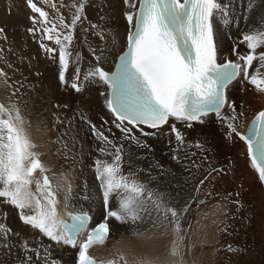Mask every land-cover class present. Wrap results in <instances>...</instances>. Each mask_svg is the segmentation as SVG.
Masks as SVG:
<instances>
[{"label":"snow or ice","instance_id":"1","mask_svg":"<svg viewBox=\"0 0 264 264\" xmlns=\"http://www.w3.org/2000/svg\"><path fill=\"white\" fill-rule=\"evenodd\" d=\"M43 2L55 11L54 19L33 0H26L28 8L39 14V19L33 16L32 22L40 25V48L53 59L58 53L59 80L67 85L65 73L73 57L75 32L77 25L87 19L88 0H71L67 5L63 0L59 4L55 0ZM123 4L126 48L114 54V70L93 67L84 74V81L103 86L104 107L111 114L110 123L121 133L122 140L147 148V143L135 135V131L143 137L156 136L167 125L176 142L171 159L188 175L183 184L174 185L175 198L159 187H150L156 179L151 172L146 173L148 179H141L140 172L144 170L133 167L130 151L126 161L123 143L117 144L81 113V119L90 125V132L101 143L98 151L111 158L95 160V178L102 193L101 219L90 226L93 216L70 204L73 189L68 176L54 172L42 161L40 146L32 139L29 123L19 103L13 99L18 89L11 91L5 97L7 102L0 101V203L18 210L20 221L35 235L25 238L19 231L14 232L0 223V256L3 257L0 264H60L52 256L53 244L75 250L74 264H188L186 256L194 247L185 243L192 228L188 220L192 204L205 203L199 199L201 189L206 183L212 185L224 169L215 167L209 156L203 155L208 151L203 143L186 142L177 124L192 129L215 114L217 121L226 127L225 138L230 143L243 142L246 146L250 166L264 184V110L259 111L243 131L240 118L244 113L237 111L236 101L229 95L237 83L244 85L245 82L255 91L264 93V0H245L240 17L235 15L233 0H123ZM61 7L71 12L70 22L60 12ZM257 8L262 12L253 17ZM240 19L245 25L240 42L246 45V50L241 53L234 46L231 55H235V59H231L219 50L217 27L230 28ZM250 20L253 22L249 23ZM89 25L97 30L101 40L105 39L98 25L91 22ZM29 31L35 34L37 29ZM45 39L55 47L44 43ZM3 51L0 49V53ZM92 51L95 55L96 50ZM79 59L77 53L76 61ZM101 59V56L96 57L97 62ZM254 61L257 62L255 68ZM13 87L8 74L0 69V89ZM70 87L76 93L82 91L79 67L74 69ZM57 107L67 108L68 105ZM239 107L242 109L243 103ZM225 108L229 110L228 115L224 114ZM103 123L109 121L103 120ZM108 130L111 132V128ZM56 142L59 143L60 138ZM191 147L200 150L199 163L192 159L197 153L187 151ZM67 148L68 143L64 142L57 153L67 159L64 151ZM126 162L127 173L123 170ZM156 167L161 169L160 176L168 175L169 170L158 164ZM187 186H192L195 195L182 202L180 189ZM113 221L128 226L133 235L146 240L168 237L164 251L133 254L131 258L118 252V260L107 261L94 257L90 250L106 245L110 235L115 234ZM145 224L148 225L146 231L151 230L152 235L145 236L139 230ZM161 229L157 237L156 232ZM37 236L47 238L50 243L44 244Z\"/></svg>","mask_w":264,"mask_h":264},{"label":"bare ground","instance_id":"2","mask_svg":"<svg viewBox=\"0 0 264 264\" xmlns=\"http://www.w3.org/2000/svg\"><path fill=\"white\" fill-rule=\"evenodd\" d=\"M0 2H3L2 8L4 7L8 8L7 5L5 6V0H1ZM244 3H245V0H233V4L235 5L234 12L237 17L241 16L243 12L242 4ZM2 8L0 10H3ZM125 10L126 8H125V5L123 4V0H88V4L86 5V8H85V15L88 18V20L92 19L94 22H99V24H96V23H93V24L98 25L99 30H102L104 32L105 39L101 40L99 36L96 34L97 30L92 29L90 25L83 27V29H87V31L79 30L75 32V39L73 42V49H72L73 57L71 58V67L67 70L65 75H66V79L68 80V82L71 83L72 79L74 78L75 67L80 68V80L82 83V91L78 93L79 94L78 97L79 99H81V103H83V105L80 106L78 109H76L79 111L80 126L78 127L81 129L80 132L77 131L78 128L75 126V122H74L75 119L73 116V112L71 111V113H69L67 108L57 107V105L68 104L69 96L72 97L74 95H73V92L67 93L68 97L64 95L63 89L65 88L63 87V85L60 84V80H59L58 72L60 69L58 70V67H59L58 60L50 61L49 60L50 57L46 55L45 52H43L42 49L40 48L42 32L40 30H37L35 31V34L33 33L31 34V37L34 38L35 41H37V46H36L38 49L37 52L41 53L42 55L45 54L44 58L42 56V58L40 59L39 64H37L36 59H35V55H37L36 52L31 55L32 51L31 52L29 51L30 47H28L29 46L27 45L28 43L23 44L22 49L20 51L21 54L18 56H15L10 51V47L8 43L9 35L4 37V41H6L8 45L6 48V52L8 55H10L9 57H11L10 58L11 62L13 61V63L11 62L9 63L11 64V67L8 66V68L10 69V75H11L10 79L13 80L12 83L14 86L20 83L19 86L17 87L18 89V92L16 94L17 98L13 97V99L19 103L22 115L24 116L25 120L29 123V132L34 142H36L40 146L38 150L43 153L42 157L44 159V163L58 174L63 173L67 175L66 169L67 168L71 169V165H73L76 162H78L81 165V161L85 159L86 160L91 159V158L95 159L96 158L95 151L93 152L92 149L98 150L99 147L101 146V143L90 132L89 130L90 125L85 123V121L81 119V115H80L81 113H84L87 116L88 120L95 118L96 127L100 131H103L106 136H109L110 139H113L116 143L119 142V139L121 140V143H123L124 145L126 157L128 158L127 153L129 151L132 153L133 167L135 169L144 170L143 172H140L141 179H148V177L146 176V173L149 171H154L155 166H156V163L154 161L151 162L148 166H144V165H147L146 164L147 158H145L146 155L144 156V154L149 155L150 161L155 159L154 150L150 147V145H155V147H160V148L161 147L164 148L165 146L167 148L168 144H172L173 142H175L174 134L170 133V129L167 128L168 127L167 125H165L163 128L164 133L163 132L158 133L156 136L143 137L140 135L139 131L136 130L135 135L139 136L141 140L148 143V147L142 148V152L139 154L135 148H132L130 146L132 143L121 139V133L117 129H115V127L110 123L113 118L111 114L108 113L107 109L104 107V96L101 95V92L104 91L103 86L97 83H91V82L84 81V74L93 67L99 66V67H103L105 70H108L110 67L112 68L114 64V60H113L114 54L116 52H119L122 48L126 47V32H125L126 23L123 19V12ZM260 12H261V9L257 8L252 14L253 17H256L257 13H260ZM5 16L6 18L4 20H8V15H6V12H5ZM252 22L253 21L251 20L249 21V23H252ZM237 23H241L242 25L243 21L241 19L238 20L237 22H235V25L231 26L230 28L224 27L222 25L217 27V37L216 38H217L219 50L221 54L228 56L229 58L233 56L231 55L232 48L231 46L229 47L228 45H225L222 43V41L225 39L226 31H231L232 33L231 35L234 36L233 42L231 44H236L237 51L243 53L246 50V45L240 42L242 39V34H240L239 31H237L238 30ZM43 42L45 43V41ZM95 48H97V50ZM92 49L96 50L95 55L93 54ZM77 53L79 54V57H80L78 62L76 61ZM83 53L87 55H84ZM97 56L102 57V59L99 62H97L96 60ZM56 64H57V74L58 75L55 74L54 72ZM256 66H257V62L254 61L253 68H255ZM250 71H252V69H250ZM32 80H35L34 83L32 82ZM40 80H43V81H40ZM44 80H50L52 82L50 81L44 82ZM248 87H251V86L246 85V84L241 86L244 92L242 95H239V93L237 92V94L241 96V98L239 99V103H238L239 105L241 103H243V105H246L247 102H249V101H246L245 99V96H247L248 94ZM234 90L235 88H232L229 95L237 103V99L239 98V96H236ZM56 92H59L60 95L57 97H54V93ZM258 94L263 95L262 93H258ZM263 107H264V103L262 104L261 108L255 111H252V110L249 111L248 107L245 106V109L243 111L244 115L243 117L240 118V123H243L244 125V128L242 129L243 131H245V128L249 122V119L252 117V115H254L256 111L262 109ZM95 110H99V112L95 113ZM224 114L225 115L229 114V110L227 108L224 109ZM99 115L101 116V118L97 119V116ZM58 117L60 120L64 121L63 124L58 122V119H57ZM102 118L103 120L109 121V123L108 124L103 123V125H101L99 121L103 122ZM69 121L71 123H69ZM177 127L184 133L186 142H189L188 141L189 139L187 136H190L193 139L204 138V134L207 133L208 131L207 128H209L212 130L214 136L217 132L221 134L218 138L220 143H230L225 138V133L227 131L226 127H224L220 122L217 121V119H214L213 117L206 119L205 125L195 124L192 129L185 128L180 124H177ZM109 128H111V132H109L108 130ZM203 128H205L203 132H199L200 129H203ZM214 129H216V132L213 131ZM145 130L153 131L147 128H145ZM82 135H85L90 146H88L87 142L84 139H82ZM114 137H116V139ZM58 138H60L59 143L56 142ZM171 141L172 143H170ZM64 142L68 143V148L64 149V151L67 152L68 154L67 159H65L62 155L57 153L58 148H63ZM239 143H240V146L238 149L239 151L237 149L236 150L239 153H242L243 151L246 150V147L242 144V142H239ZM136 148L140 149L138 147ZM168 159L169 158H167V160ZM230 161H232V159ZM184 163L187 164L188 161H184ZM227 167L229 168L228 165ZM79 170L81 169H77V171ZM123 170L125 173H127L129 170L128 165H126V167ZM239 171H241L242 180H243V182L239 184L241 187L239 191L241 190L247 193L248 195V193L250 192V187H247L246 185L252 184L251 190L254 189L255 192H258V189L255 186L254 173L251 170V168L248 166V172L252 174V178L250 176V180H247L245 178L244 176L245 172L243 168L240 169L239 167H237L235 170V175ZM183 173H187V172L182 169L181 165H179L176 170H175V167L172 169H169V172H168V174H183ZM71 175H73L72 171H71ZM151 176L154 177V174L151 173ZM81 182H84V181L82 180ZM81 182L76 187H72L73 191L70 196V204L74 206L77 210L82 208L85 211H88L89 214L95 216L94 222H98L101 219L100 198H101L102 193L100 192L98 188V184H91V183H85V182L84 183L88 187L87 188L88 192L81 193V191L78 189L81 186ZM163 184L164 183L162 180L155 179L152 181V183L149 186L159 187L161 191L168 192L167 187H161ZM86 196L88 197L87 199H85ZM60 200L63 203L62 193L60 194ZM96 202L98 203L95 206L88 207V205L95 204ZM62 203H61V208H60L61 213H63ZM113 203H115V201H113ZM3 214L5 218L7 217L10 227L14 232L17 231L18 228L20 227L21 230L19 229V232L21 233L23 237L29 238L30 236L35 235V233L29 226H26L23 223L21 224L18 223V219H19V217H17L19 215L18 210H16L11 205H8L7 203H0V218L3 217ZM199 215L200 213L198 212L195 218H198ZM217 221L219 220L217 219ZM1 223H4V221H1ZM213 223L211 224L213 225ZM4 224L7 226L6 222ZM16 225H18L19 227H16ZM112 226L117 231L120 226H124V225H119L115 221H113ZM211 227L212 226H210V228ZM139 230L143 232L145 236L150 235L147 232L145 233L141 227ZM116 231H115V234L110 235V239L106 243V245L102 247H94L92 250H90L91 254L94 255L98 259H103L107 261L109 259L118 260V256H117L118 252L125 253L129 258H131L133 254L140 255L145 252H148V253L163 252L165 249V245L167 244L168 239H169L168 237H162V238L153 239V240H146V239L137 237L132 234L130 236L131 238L130 241H127V237L125 236H121L118 238V240H116L115 239L117 235ZM162 231L163 229L159 230L158 233H156V236L159 237L160 232ZM209 231H213V230H209ZM252 231L254 235L260 237V242L264 243V232L262 231V229H260L256 224H254ZM200 234H202L201 228H197L195 236H191L192 237L191 239L190 236L188 235L187 240L185 241V243L189 246L194 245V247H192L191 252H189L186 256V260L188 263L193 264L195 262L196 258L194 256V253L195 252L198 253V250L201 248L200 240H202V237H199ZM36 239L42 241L44 244L50 243L47 240V238H44V237L37 236ZM51 252H52L53 258L60 261V264H74L75 250H70L68 247L56 246L53 244L51 248ZM212 255L213 254L210 252V257ZM191 257L194 259L193 263H192Z\"/></svg>","mask_w":264,"mask_h":264},{"label":"rangeland","instance_id":"3","mask_svg":"<svg viewBox=\"0 0 264 264\" xmlns=\"http://www.w3.org/2000/svg\"><path fill=\"white\" fill-rule=\"evenodd\" d=\"M33 2L36 3L37 6L43 8L45 11H47L49 13L50 19H54L55 15H56L55 11L49 5L45 4L43 2V0H33ZM55 2H57L59 4L60 0H55ZM70 2H71V0H63V3L65 5L69 4ZM2 3L3 2H0V9L2 8ZM6 5L8 8L4 7V8H2L3 10H0V29H3V33H0V49L4 50L3 53H0V55L3 56V59H0V69H3L8 74V79L10 81L9 83L13 85V83H12L13 80L10 79V77H11L10 69L8 68L9 63L11 62V60H10L11 57H9L10 55H8L6 52V48L8 45H7V42L4 41L5 36L9 35L8 43H9L10 51L15 56H18L21 54L20 51L22 49V45L25 43L26 44L28 43L27 45H29L28 47H30L29 51L30 52L32 51L31 55L36 52L37 55H35V59H36L37 64H39V61L42 58V56L44 58L45 54L42 55L41 53L37 52V50H38L36 47L37 41H35V39L31 37V34L33 32L29 31V29H37V30L40 29L39 23L34 25L32 22V17L35 16V17H37V19H39V14L33 13L28 8L26 0H5V6ZM244 6H245V3L242 4L243 11H244ZM5 12H6V15H8V20H4L6 18ZM60 12L65 16L66 20H68L70 22L71 12L69 11V9L67 7H61ZM261 12H262V9H261ZM89 22H91L92 24L93 23L99 24V22H94L92 19L88 20V18H87L82 23L77 25L76 32L79 30L82 31L83 27L89 26ZM238 24H239V27H237V29H238L237 31H239V33L242 34L243 31H245L244 21H243L242 25H241V23H238ZM233 25H235V22L231 26H233ZM231 34H232L231 31H226V36H225V39L222 41V43L225 45H228L229 47L231 46V48L233 49L234 46L236 47V44H231L233 42V37H234ZM24 38H25V40H24ZM44 41L46 44H49L50 47H55V45L52 42H50L46 39ZM226 41H228V42H226ZM228 43H230V44H228ZM95 49L97 50V48H95ZM83 54L87 55L85 53H83ZM38 56H39V58H38ZM233 57H235V55L231 56V58H233ZM49 60L50 61L58 60V53L56 54L55 59L50 57ZM11 63H13V61ZM70 67H71V62H70L69 68ZM59 69H60V65L58 67V70ZM54 72H55V74H57V64L55 65ZM72 78H73V76H72ZM34 81L35 80H32L33 83H34ZM40 81H43V80H40ZM47 81H50V80H44V82H47ZM50 82H52V81H50ZM19 84L14 86L11 89H0V101L7 102L5 100V97L11 91H15L17 89V87L19 86ZM60 84H61V82H60ZM70 84L71 83L68 82L67 85H63V84H61V85H63V87L65 88V89H63V93L65 96L68 97L67 93L73 92L74 96H72V97L69 96V102L67 104L68 105L67 110L69 113H71V111L73 112V116L75 119V121H74L75 126L78 128L77 131L80 132L81 129L78 127V126H80L79 111L76 109H78L80 106H82L83 103H81V99H79V97H78L79 94L71 89ZM245 84L247 85V83H245ZM240 86H242V85L237 84V87L234 90L236 96L242 95L244 93L243 89ZM237 92L239 93V95L237 94ZM258 93L259 92L255 91V89H253L252 87H248V94H247V96H245V99H246V101H249V102H247L246 105H243V108L241 109L239 107V104H238L239 99L241 98V96H239V98L237 99V103H236L237 104V111L238 112L241 110L244 111L245 106L248 107L249 111H251V110L255 111V110L261 108L262 104L264 103V93H262L263 95H259ZM21 94H23V93H21ZM59 95H60L59 92L54 93V97H57ZM251 95H253V96H251ZM15 98H17V96H15ZM97 112H99V110H95V113H97ZM100 118H101L100 115L97 116V119H100ZM90 120H91V124L96 125V119L95 118L90 119ZM99 122L101 125H103V122H101V121H99ZM202 125H205V123ZM167 128H169V127H167ZM204 129L205 128L200 129L199 132H203ZM207 129H208V131H207V133L204 134V138L193 139L192 137L187 136L189 139L188 141L189 142L192 141L191 142L192 144H195L197 141L203 143L205 148L208 150L207 152L203 153V155L209 156V158L212 160L214 166L217 168H223L224 172L221 175L217 176V178L215 179V181L213 182L212 185H209L206 183L204 185V187L201 189V192L199 194V199L205 200V203L202 205H199V206H197V204H195V203L192 204V209H191V212L189 213V216H188V220L191 222L192 228H191V232L188 235L192 239L191 236H195L197 228H201V233H202L199 235V237H202V240H200L201 243L199 242L201 244V248L199 249L201 252L198 250V253L197 252L194 253L196 260L194 262V259L191 257L192 263L194 262L193 264H264V257H263L264 256V252H263L264 251V249H263L264 243H261L260 237L254 235V233L252 231L254 224H256L264 232V230H263L264 229V217L262 215L263 211H261L255 205L256 203L260 202V198L256 197V195H254V194L259 193V191L255 192L254 189L251 190L252 184H250V185H246V186L250 187L251 193L249 192L247 195V193H245L241 190H240L241 191L240 192L239 189L241 187L239 184L243 182L241 171L237 172V174L235 175V170L237 167H239L240 169L243 168V170L245 172L244 176L247 180H250V176L252 178V174L248 172V166H247V163H246L245 158L243 156L245 151H243L242 153L238 152L239 151L238 149L240 146L239 142H235L234 144L233 143H220L218 138L221 134L219 132H217L214 136L212 130L209 128H207ZM213 131L216 132V129H214ZM114 138L116 139V137H114ZM82 139H84L87 142L88 146H90L85 135H82ZM119 143H121L120 139H119V142L117 144H119ZM170 143H172V141ZM172 144H174V145H172ZM172 144H168L167 148L165 146H164V148H162V147L160 148V147H155V145H150V147L154 150L155 159L150 161L149 155L144 154V156L146 155L145 158H147L146 159L147 165H144V166H148L151 162L154 161L156 163V165L158 164V165L163 166V169L165 168V170H169V169H172L174 167L176 170L180 164L177 165V163H175V161H173L171 159V156L173 155L172 149L176 148V142H173ZM147 145H148V143H147ZM130 146L132 148H135L139 154L142 152V148H140L141 150L137 149L135 144H133V145L131 144ZM92 150H93V152L95 151V156H96L95 159H92V158L88 159V160L85 159L86 161L85 160L81 161V165L78 162H76L73 165H71V169L70 168L66 169L67 170V176H68L69 180L71 179L70 182L72 184V187H76L82 180L85 183L99 184V182L95 178V160L97 158L110 160L111 158L106 157V156H102L100 154V152H98V150H96V149H92ZM187 151L188 152L190 151L189 153L196 152L197 155L195 157H193L192 159L196 160L197 163L200 162L202 155H201L199 149H196L195 147H191V148H188ZM156 155L158 156V158ZM167 158H169V159L167 160ZM41 159L44 162L43 157H41ZM125 159L127 161L128 158L125 157ZM231 159H232V161H230ZM143 163H142V165H143ZM229 164H231V165H229ZM126 165H128L127 162L125 163L124 168L126 167ZM227 165L229 166V168L230 167L232 168V169L230 168L231 172H230L229 168L227 167ZM77 169H81V170L77 171ZM71 171L73 172V175H71ZM159 171H161V169L155 166L154 171H150V172L154 174V177L156 179L163 181L164 184L161 187H167L168 192L171 193L172 196L175 198L177 189L174 187V185H176L177 183L183 184L184 183V177L188 175V172L183 173V174H174V175L168 174V175L162 177V176H160ZM84 182H81V186H80V188H78L81 191V193L88 192V189H87L88 187L86 186V184ZM235 185H237V186H235ZM209 191L211 192V195H206V193ZM180 192H181V195H180L179 199L182 202L187 200L190 196L195 195V193L192 190V186H187L183 189H180ZM87 202H85V203H87ZM74 203H76V202H74ZM97 203L98 202H96L95 204L88 205V207H93ZM248 204H250V205H248ZM198 212L200 213V215L198 218H195V216ZM6 214H7V212H6ZM17 217H19V215ZM216 218L219 221H217ZM245 218H247V219H245ZM214 220H216L218 223ZM1 221H4V223L6 222L7 226L9 228H11L8 219H7V217L5 218L4 214H3V217L0 218V223H1ZM19 221H20V219H18V223L21 224L22 222L21 221L19 222ZM211 223H213V225ZM214 224H216V225H214ZM209 225L212 226L213 229H212V227L210 228ZM16 227H19V226L16 225ZM140 227L142 228V230L145 233L147 232L150 235L153 234L151 230L146 231L148 229V225L145 224V225H141ZM19 229H20V227L18 228L17 231H19ZM209 230H213L214 232L209 231ZM169 231H171V230H169ZM116 233H117V235L115 237L116 240H118V238L121 236L127 237V241H130V239H131L130 236L132 235V231L127 226H120L118 228V230L116 231ZM156 233H158V231ZM254 242L256 243V245ZM253 243H254V245H253ZM260 245H261V247H260ZM229 246H230V249H229ZM254 246H256V247H254ZM210 252L214 256L212 255L210 257ZM1 258L3 259L2 256H0V259ZM260 258H261V260H260ZM121 264H122V262H121ZM188 264H191V263H188Z\"/></svg>","mask_w":264,"mask_h":264}]
</instances>
